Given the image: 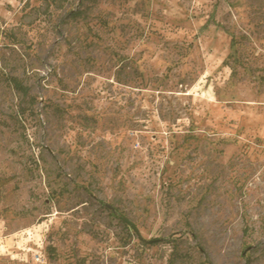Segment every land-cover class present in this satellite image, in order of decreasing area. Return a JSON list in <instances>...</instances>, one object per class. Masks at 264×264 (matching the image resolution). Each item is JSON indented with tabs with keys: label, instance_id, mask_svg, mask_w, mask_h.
I'll use <instances>...</instances> for the list:
<instances>
[{
	"label": "rangeland",
	"instance_id": "obj_1",
	"mask_svg": "<svg viewBox=\"0 0 264 264\" xmlns=\"http://www.w3.org/2000/svg\"><path fill=\"white\" fill-rule=\"evenodd\" d=\"M0 264H264V0H0Z\"/></svg>",
	"mask_w": 264,
	"mask_h": 264
},
{
	"label": "trees",
	"instance_id": "obj_2",
	"mask_svg": "<svg viewBox=\"0 0 264 264\" xmlns=\"http://www.w3.org/2000/svg\"><path fill=\"white\" fill-rule=\"evenodd\" d=\"M226 64H228V63L226 62ZM231 68H232V67H231ZM232 69L234 70V67H233ZM234 72H235V70H234ZM17 86H18V89L23 90L22 87L19 86L18 84H17Z\"/></svg>",
	"mask_w": 264,
	"mask_h": 264
},
{
	"label": "water",
	"instance_id": "obj_3",
	"mask_svg": "<svg viewBox=\"0 0 264 264\" xmlns=\"http://www.w3.org/2000/svg\"><path fill=\"white\" fill-rule=\"evenodd\" d=\"M125 222H126L127 224H129L128 221H125Z\"/></svg>",
	"mask_w": 264,
	"mask_h": 264
}]
</instances>
